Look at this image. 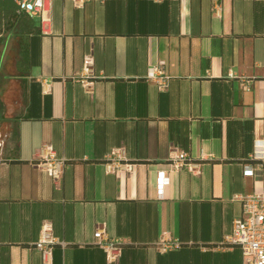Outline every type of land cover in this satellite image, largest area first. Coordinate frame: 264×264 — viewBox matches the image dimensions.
Segmentation results:
<instances>
[{"label":"crops","instance_id":"obj_1","mask_svg":"<svg viewBox=\"0 0 264 264\" xmlns=\"http://www.w3.org/2000/svg\"><path fill=\"white\" fill-rule=\"evenodd\" d=\"M47 16L0 0V264H43L45 222L51 264H244L225 237L235 195L264 190V0H51ZM47 145L67 161L58 181L36 164ZM174 149L197 171L174 169ZM99 229L123 239L117 260Z\"/></svg>","mask_w":264,"mask_h":264},{"label":"built area","instance_id":"obj_2","mask_svg":"<svg viewBox=\"0 0 264 264\" xmlns=\"http://www.w3.org/2000/svg\"><path fill=\"white\" fill-rule=\"evenodd\" d=\"M78 5H83L88 0H74ZM51 0H17L20 9L30 15H41L42 25H48L50 18L47 13L50 10ZM95 59L93 55L85 58L82 70L77 73L75 79L85 85L92 83L94 78ZM151 78L156 79L155 72L151 73ZM163 83V82H162ZM169 164L174 169L187 168L191 171H197L199 164L193 161L191 155L185 151L174 149L169 156ZM127 162L124 149L118 148L113 151L109 157L108 169L116 172ZM36 164L55 180L62 178L67 161L57 156L53 146L47 145L37 154ZM128 167L131 164H124ZM255 169L248 165L245 170L246 175H254ZM169 184V176L166 170L158 172V190L160 196L164 195L165 187ZM236 199L241 200L244 207L243 216L234 221L233 232L225 237V243L237 245L242 249L244 264H264V190L253 194H238ZM95 236L99 239V244L105 249L110 261H115L120 255L124 246L123 239L119 237H110L105 234L103 229L96 231ZM57 243L54 237L51 223L45 222L42 227L40 238L36 246L42 254L43 264L52 263L53 248ZM162 250L178 248L182 245L180 239L168 236H162L159 241Z\"/></svg>","mask_w":264,"mask_h":264},{"label":"rangeland","instance_id":"obj_3","mask_svg":"<svg viewBox=\"0 0 264 264\" xmlns=\"http://www.w3.org/2000/svg\"><path fill=\"white\" fill-rule=\"evenodd\" d=\"M15 98V95H10V98ZM3 100L4 97L2 98L1 93H0V116L6 112L5 108L3 107ZM6 134V129L3 125V121L0 119V136H4Z\"/></svg>","mask_w":264,"mask_h":264},{"label":"trees","instance_id":"obj_4","mask_svg":"<svg viewBox=\"0 0 264 264\" xmlns=\"http://www.w3.org/2000/svg\"><path fill=\"white\" fill-rule=\"evenodd\" d=\"M16 5H17V8L19 9V12H22V13H27V12H25L24 10H22V9H20V6L18 5V3H17V0H16ZM26 52V51H25ZM23 56H24V58L26 59V53H23ZM4 107V106H3ZM0 119L1 120H4L5 119V117H4V114H2L1 116H0Z\"/></svg>","mask_w":264,"mask_h":264},{"label":"flooded vegetation","instance_id":"obj_5","mask_svg":"<svg viewBox=\"0 0 264 264\" xmlns=\"http://www.w3.org/2000/svg\"><path fill=\"white\" fill-rule=\"evenodd\" d=\"M1 140H2V139H1V136H0V146H1Z\"/></svg>","mask_w":264,"mask_h":264}]
</instances>
